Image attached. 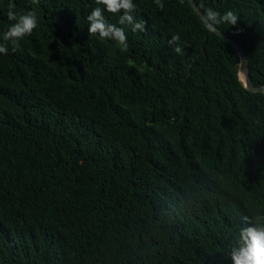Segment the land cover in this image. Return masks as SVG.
<instances>
[{
	"label": "trees",
	"instance_id": "1",
	"mask_svg": "<svg viewBox=\"0 0 264 264\" xmlns=\"http://www.w3.org/2000/svg\"><path fill=\"white\" fill-rule=\"evenodd\" d=\"M13 2L38 27L0 54V264H232L264 223V91L232 46L187 0H133L144 32L105 11L127 52L88 35L95 0ZM193 2L238 14L219 30L264 85V0Z\"/></svg>",
	"mask_w": 264,
	"mask_h": 264
},
{
	"label": "clouds",
	"instance_id": "2",
	"mask_svg": "<svg viewBox=\"0 0 264 264\" xmlns=\"http://www.w3.org/2000/svg\"><path fill=\"white\" fill-rule=\"evenodd\" d=\"M39 0H32V3H38ZM98 5L93 8L87 16L88 35L98 36L101 40H108L115 43L121 52L129 51L128 36L124 27H118L116 24L109 23L105 17V11L112 15H119V24L128 26L133 33L144 32L145 22H137L135 13L137 5L133 0H95ZM154 4L159 10H163L162 0H154ZM203 8V4L199 6ZM197 11L200 20L206 30H210L219 35V25L226 24L235 27L239 21V16L235 11L226 10L223 14L214 8H207L203 12ZM122 13V14H121ZM7 18L12 23L0 37V54L7 55L9 52L8 45L11 44L12 50L15 51L19 41L30 36L38 27V17L35 11H27L18 14L15 11V3L10 0L8 5ZM241 30L236 29L235 34ZM181 37L174 34L167 41L169 46L173 47V52L182 54L180 46ZM242 220L248 225L243 227L239 232L238 246L234 247L229 253L232 264H264V223L259 219H250L248 216L242 217Z\"/></svg>",
	"mask_w": 264,
	"mask_h": 264
},
{
	"label": "water",
	"instance_id": "3",
	"mask_svg": "<svg viewBox=\"0 0 264 264\" xmlns=\"http://www.w3.org/2000/svg\"><path fill=\"white\" fill-rule=\"evenodd\" d=\"M188 3L190 4L192 10L196 13L197 15V11L194 10L196 8H198L196 6V4L193 2V0H187ZM199 9V8H198ZM200 11V10H199ZM201 12V11H200ZM199 17V15H197ZM200 18V17H199ZM210 31V30H209ZM211 32V31H210ZM214 33V32H212ZM215 35H217L219 38H221L222 40H224L225 42H227L228 44H230L232 46V48L235 50V52L237 53L238 55V60H239V63H238V76L240 74L243 75L244 77V80L242 81L239 77V79L241 80L243 86L251 91V92H263L264 91V85L262 86H253L251 84V81H250V77H249V70H248V64H247V58H246V54L245 52L243 51V49L241 48V46L236 43L233 39H231L230 37H228L227 35H225L224 33H222L220 30H219V35L214 33Z\"/></svg>",
	"mask_w": 264,
	"mask_h": 264
},
{
	"label": "bare ground",
	"instance_id": "4",
	"mask_svg": "<svg viewBox=\"0 0 264 264\" xmlns=\"http://www.w3.org/2000/svg\"><path fill=\"white\" fill-rule=\"evenodd\" d=\"M240 79L243 81L244 80V77L242 74L239 75Z\"/></svg>",
	"mask_w": 264,
	"mask_h": 264
}]
</instances>
